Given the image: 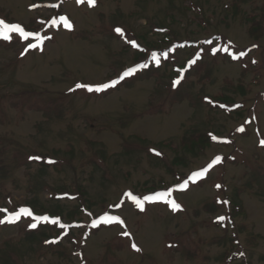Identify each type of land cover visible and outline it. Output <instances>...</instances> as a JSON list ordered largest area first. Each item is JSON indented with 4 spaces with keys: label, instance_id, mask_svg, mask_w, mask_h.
Returning a JSON list of instances; mask_svg holds the SVG:
<instances>
[{
    "label": "rangeland",
    "instance_id": "rangeland-1",
    "mask_svg": "<svg viewBox=\"0 0 264 264\" xmlns=\"http://www.w3.org/2000/svg\"><path fill=\"white\" fill-rule=\"evenodd\" d=\"M232 1L95 0L90 6L88 0H0V18L47 37L27 52L34 38H0V208L11 213L34 202L37 211L57 210L63 218L36 228L24 216L0 225V264H219L233 235L249 264H264V0H242L236 15L228 10ZM60 16L71 29L53 23ZM253 24L262 27L261 36L250 35ZM129 41L149 50L177 46L148 70L136 65L143 71L128 78L138 77L108 94L75 89L132 69L136 46ZM240 51L247 54L236 61L232 54ZM189 60L195 63L177 71ZM176 74L185 78L171 90ZM27 90L36 94L22 105ZM224 95L238 112L205 103ZM37 100L40 107L27 106ZM208 130L220 140L232 134V141L195 154L179 148L184 136ZM30 154L39 162L27 159ZM216 156L219 163L193 177ZM73 186L84 189L92 215L79 208L69 216L79 198H51L53 189ZM168 189L177 210L164 201H145L141 210L126 195L142 199ZM227 195L244 213L225 231L217 218L227 211L214 202ZM104 210L124 224L93 227ZM72 219L85 225L61 227ZM54 229L62 243L52 247L44 235H55ZM87 230L82 255L73 238Z\"/></svg>",
    "mask_w": 264,
    "mask_h": 264
},
{
    "label": "trees",
    "instance_id": "trees-1",
    "mask_svg": "<svg viewBox=\"0 0 264 264\" xmlns=\"http://www.w3.org/2000/svg\"><path fill=\"white\" fill-rule=\"evenodd\" d=\"M241 3H242V0H238V2H237V0H233L231 5L229 6L228 10L231 11L234 15H236L239 12V8H240ZM261 21L264 22V14H262V20ZM160 29H162V28H160ZM249 33L253 37H259V36H261V33H263V29H262L261 26L253 24L250 27ZM219 43H220L219 46L222 45L223 44L222 40H219ZM174 46H175V44L173 46H168L165 50H159V48H157L156 44H152V48H150V50L147 49V48L144 49V47L140 48V47L136 46L135 47L136 48V51H135L136 53L134 55L135 63L132 66L133 67L132 69H136V70L133 72L132 75L138 74V73L143 71V70H141L139 68H135L136 65L147 64V67H143V69H145V70L149 69V66L151 65V62L153 61V59H152V53L153 52H155L157 54V56H158V58L160 60V59L163 58L162 56H165L166 53L170 52L172 50V48H174ZM241 59H242V57H240L239 59H235V60L239 61ZM189 61H187L185 67L179 68L177 71L180 72V70H182V73H183V71L185 72V70H188L189 69V65H190ZM242 69L244 71H247V68L244 65H242ZM145 76H148V75L145 74ZM137 77H135V78H137ZM126 78H128V76L124 77V79H119V77L118 78H113V79L111 78V81L119 80V83H117L115 86L110 87V88H108V89H106V90H104L102 92H93V93L94 94L95 93L96 94H100V93L108 94V93L112 92L113 90H116L123 83L126 84L127 82H129V80L131 81V80L135 79V78H133V79H129L128 78V80H127ZM175 78L179 79L180 83L173 85V87H171V90L172 89H176L179 86H181V84L183 83V79L185 78V75L180 76V75L176 74ZM126 80H127V82H126ZM171 81H172V83H174V76L171 78ZM174 87H176V88H174ZM28 92H29V94L28 93L27 94L30 97L27 96V98L25 100L21 101L20 103L22 105L25 104L27 102V100H29L30 98H32V96H34L36 94V92H34L32 90H30ZM21 93L26 94V92H21ZM213 100H218V103L217 104H212L210 100L209 101L208 100L205 101V103L208 104L213 109L214 108H218L220 110L226 111L228 114H230L231 110L232 111H236V112H238V110H239L238 109L239 107L236 106L235 104H233V102L228 98V96H225V95L221 96V97L214 96ZM2 101L4 102L3 99H0V106L1 107H3L2 106ZM231 104L236 106V110L231 109V108L228 107ZM32 105H34V106L37 105L38 107H40L42 104L40 102H38V100H37V101H34L31 104L28 103L27 106L30 108ZM221 106H223V107H221ZM213 137H216V134H215V132H212L210 130H208L206 132H202L201 134L197 133V134L186 135V136H184L182 138L179 148L181 150H183L184 152H186V153H191V154L201 153V151H204L205 148H207L208 146H212V145L218 146L221 143H228V141H232V138H233L232 134L229 136V138H227V140L226 139L225 140H220V139H217V137H216V139H213ZM32 155L33 154H30L26 158L29 159L30 161H32L31 159H34V157H37V156H32ZM34 160H37V159H34ZM43 161H45V160H43ZM178 161H180V163H183L182 159H179ZM44 163H45V165L48 164L46 162H44ZM56 165H58V164H56ZM174 177L176 179V182H180L181 181L180 180L182 178L181 174L174 172ZM218 190H219V188H218ZM237 194L239 195L240 192H238ZM84 195H85V191H84L83 188H78L76 186H73L71 190L53 189L52 190V194H51V198L52 199H59V197H61V196L65 197L68 200H75V199L79 198V203L80 204L69 215L72 218H74V216H72V215L73 214H77L78 213L77 209L79 211V208H80V210H83L84 212L88 213L89 215H92V213L90 211H88V209H86L85 199L83 198ZM225 201H227V203H224ZM214 204L216 206V210H221L222 208H224L227 211L226 212L227 215L224 216L225 219L223 221L218 220L217 224L220 225L225 231L227 230L228 226L231 229H234V227H235V221H234L235 218H237L240 214L244 213L242 205L240 203L236 202L234 199H231L230 196H228V195L225 197L224 201L215 200ZM29 206L31 207L30 209L32 210L34 215H37V216H48L49 220L58 219V222H63L62 221V219H63L62 218V213L58 212L57 210H54L53 212H50V211L46 212V210H44L43 212L37 211L36 208H35V203L34 202L29 204ZM134 206L136 208H138L135 203H134ZM0 209H3V208H0ZM106 211L107 210H104L101 213H98L97 216L104 215L106 213ZM211 212H214L213 209L211 210ZM8 213H10V212H7V213L0 212V218H3ZM6 223L0 224V225H4ZM36 223H37V226H41V225L44 224V223H42V221L36 222ZM83 225H85V224H83L81 220L72 219V222L67 224L65 229L67 231H69L71 227H75L76 228V227L83 226ZM88 230H89V226H88ZM88 230H87V232L83 233V235L79 238V241H78L77 238H75V237L73 238L74 239V246L77 248V250H79V252L82 255H84L83 245L86 242L85 239L89 235V231ZM55 231H56L55 235H48L46 233H45L46 236L44 235V238H46L49 241L48 246L51 245L52 247H54V246L59 245V244L62 243L61 240L59 241V239H58L59 236H62L61 230L60 229H56ZM50 241H56V242L55 243H51ZM168 244L169 245H167V248H173V245L175 243L174 242H168ZM179 244L180 243L177 242L176 245L179 246ZM237 245H239L238 241H237V236L233 235V237H232V248H231V250L229 252H226L225 255H223L222 259L220 260L221 262L219 264H233V263H236L237 261H240L241 264H249V262L246 260V256H245L244 251L242 249L236 250L235 247Z\"/></svg>",
    "mask_w": 264,
    "mask_h": 264
},
{
    "label": "snow or ice",
    "instance_id": "snow-or-ice-1",
    "mask_svg": "<svg viewBox=\"0 0 264 264\" xmlns=\"http://www.w3.org/2000/svg\"><path fill=\"white\" fill-rule=\"evenodd\" d=\"M78 3H82L84 2V0H77ZM88 3L90 6L95 4V0H88ZM56 6V5H53ZM35 7V6H33ZM57 22H62L63 26L66 28L71 29L72 24L71 22L67 19V17L64 16H60L59 17V21H53V23H57ZM115 31L117 33H119L120 35H123V30L120 28H116ZM11 33H17L19 35L20 38H22L23 40L27 41L30 37L34 38L36 43H28L27 47L25 48V52H27L29 49H34V48H38L40 46V44L42 43V41L44 39H46L47 37L41 36V34L39 32H31V31H26L20 24L18 23H8L6 22L4 19L0 18V38H2L5 41L11 40L12 36L10 35ZM130 43H132L134 46L135 45V41H129ZM253 48L257 47L256 45L252 46ZM225 51H227V48L224 49ZM213 53H215L217 51V49L213 48L212 49ZM247 53L244 51H240L237 54L233 53L232 54V58L233 59H239L240 57L245 56ZM152 59L157 63V65L160 63L159 58L157 56V54L155 52L152 53ZM195 63V61H189V64ZM253 63H255V61L253 60ZM137 67H147V64H143V65H138ZM136 69H128L127 71H125L119 79H124V77L132 75L133 72ZM117 83H119V80H113L110 81L109 83H101V84H96V85H91V84H82V83H77L75 85V89H86L88 92H102L110 87L115 86ZM180 80L177 79L176 81H174V85L175 84H179ZM75 89H69V91H74ZM223 107V106H221ZM241 131H243V129H240ZM213 139H216V137H213ZM262 145H264V140H262L260 142ZM159 154V153H157ZM34 159H40L39 157H34ZM221 157L220 156H216L211 163H209L207 165V167L201 169L198 172L193 173V177H201L203 176L205 173L208 172L209 169H211L215 164L219 163L221 161ZM50 163L52 161H49ZM187 185V181L184 182V184L179 185L178 187L180 188H184ZM217 187L219 188L220 185H217ZM172 193V189H168L167 191H163V192H156L153 195H148V196H144L142 199L132 195V193H127L126 195H128L130 197V199L136 204V206L138 208H140L141 210H143V206L145 201H150V202H154V201H164L167 204H169L173 210H177L179 209L181 206L176 203L175 200L169 199V197L171 196ZM224 203H227V201H225ZM119 206V205H117ZM0 212H5L7 213L8 210L7 209H0ZM22 216L24 217H31L34 221L36 222H40V221H48L49 217L48 216H37L34 215V213L32 212V210L28 207H20L18 211H13L11 213H8L7 215H5L3 218H0V224L3 223H15L16 221H18ZM220 221H223L225 219V217L221 216L217 218ZM113 222H119L120 224H124V221L119 217V216H113V215H109L107 213H105L104 215L100 216L98 220H94L93 223V227H96L98 224L100 223H104V224H111ZM51 223L56 224L58 223V219H53L51 220ZM30 228H36L37 227V223H31L28 225ZM61 227H66V225H61ZM124 236H130L131 234L127 231H124L122 233ZM51 243H55L56 241H50ZM131 247L133 249H135L136 251H140V249L138 248V246L135 243H132Z\"/></svg>",
    "mask_w": 264,
    "mask_h": 264
}]
</instances>
